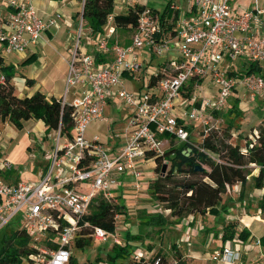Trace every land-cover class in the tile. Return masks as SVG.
Here are the masks:
<instances>
[{
    "label": "built area",
    "instance_id": "2783aa9c",
    "mask_svg": "<svg viewBox=\"0 0 264 264\" xmlns=\"http://www.w3.org/2000/svg\"><path fill=\"white\" fill-rule=\"evenodd\" d=\"M185 1L183 10L169 2L168 15L143 6L134 25L125 27L126 43L118 41L113 14H107L101 31H90L94 53L78 49L77 33L73 47L68 48L70 58L62 97L64 101L71 87H83L68 102L73 122L71 134H60L58 128L54 131L55 142L47 166L36 181L0 180V228L19 215L24 231L50 242L36 247L24 264H68L77 220L88 212L96 196L112 202L117 179L123 173L131 175L132 188L138 193L145 187L138 162L148 152L162 154L160 146L165 137L193 144L192 126L199 127L200 136L205 135L215 119L214 112L223 111L234 89L253 95L264 91V75L248 71L249 64L264 68V8L259 1L251 0L239 12L233 10V0ZM59 17L57 12L47 17L38 15L33 0H5L0 53H23L36 43L42 31L54 27ZM78 21L80 25L81 15ZM141 50L163 61L148 73L145 88L126 89L123 75L132 76L140 70ZM95 53L110 58L97 64ZM204 78L210 82L212 93L198 102L178 106L181 99L191 97L185 94L186 90L200 87ZM114 96L128 109V116L121 129V142L108 150L97 135L88 138L85 131L90 122L102 118L104 106ZM0 169H9V164H0ZM117 216L116 212L115 220ZM261 223L264 224L263 219ZM48 234L55 238L50 239ZM106 234L99 227L91 230L96 240L102 241ZM112 243L119 244L114 235ZM260 243L259 237L251 235L243 248L258 247ZM243 251L221 246L213 250L210 259L245 264ZM157 261L158 258L154 264ZM260 264H264V253Z\"/></svg>",
    "mask_w": 264,
    "mask_h": 264
},
{
    "label": "rangeland",
    "instance_id": "374dc122",
    "mask_svg": "<svg viewBox=\"0 0 264 264\" xmlns=\"http://www.w3.org/2000/svg\"><path fill=\"white\" fill-rule=\"evenodd\" d=\"M258 1L260 6L264 8V0ZM131 2H136L138 5L153 8L159 13L165 9L164 4H167L168 2H171L174 6H178L179 10H183L187 6L185 0H131ZM55 3H57V5H62L55 9V11L60 14V17L51 30V38L46 37L45 34H41L37 39L36 44L30 47L29 50L35 52L37 56L33 61L29 63H21L22 59L27 57L31 52L10 54L1 53L3 63L8 67L7 73L10 76L9 83H11L13 87V93L17 96H28L38 90L44 94L47 93L46 95L59 97L62 100V97L64 96V76L67 73V61L70 58L68 48L73 47L77 33L79 34L78 49L85 53H92L94 50L93 44L90 43L91 32L85 19L82 18V23L78 25L81 2L75 1L73 4L71 3V5L68 4L67 1L63 3H61V1ZM250 3L251 0L233 1L234 8L236 9L247 4L249 5ZM3 6L4 4H2V0H0V22L3 19ZM52 31L54 32L52 33ZM157 61L158 58L156 57L148 67L142 66L140 68L141 72L151 73L155 71ZM261 72H264V68L261 69ZM261 72L260 74L262 75ZM26 79H30L32 84L29 85L25 83ZM192 90V86L186 90L185 94H190L191 97L181 99L178 106H183L187 103L191 104L194 101L198 102L202 97L210 95L213 91L210 82L206 80L201 83L200 87ZM238 90L237 93V89L232 91L223 111L214 115L215 119L211 122L212 126L207 130V133L211 131L220 135L222 130L227 129L230 135L228 141L232 143H242L245 139L253 140V136L256 133L254 128L261 122H264V91L253 95L243 89ZM64 100L67 101V98L65 97ZM109 107L116 108L120 112L119 120H121V125L117 124L113 127H109L111 132H109L108 136L111 138L114 136V133H117L115 130L116 128L119 126H125L128 109L122 105L117 97L112 98L109 101L108 106H105L106 110H108ZM105 119L109 123L112 121L109 119V116ZM40 124L41 123L38 120L29 119L24 122L20 129H17L7 120L0 122V164H9V169H3L0 172L1 174L4 172L5 175L8 174V180L18 179L26 181L35 179V176L38 175L39 171L44 170L43 164L46 163L45 165L47 166V160H45V158L48 159V155L55 142V132L54 130H45ZM191 131V142L193 145L199 144L200 139L198 138V134L201 133L199 127L192 126ZM87 132H91L90 127H87L85 135ZM168 138L169 137H165V139ZM178 142L179 141L176 139L169 138L166 148H163L165 144L160 146L162 153L168 151V149L175 148L174 145ZM182 152L187 155L189 150L184 148ZM206 152L212 159L217 160L215 154L210 153L209 151ZM157 155L161 154L155 153L152 157H146L143 161L144 165L141 167L145 174L144 178H146L145 180H147L148 183L155 179L159 173L168 174L171 167V157H173L171 151H168V154L162 157L160 164L156 167L153 158ZM151 161H153V164ZM196 163L202 168L207 169L205 163ZM162 167L164 168L163 171H161ZM249 167L251 168V171L249 175H247L246 181L242 186L236 183L232 188H229V191L223 192L220 195V202L216 205V213H195L194 216L184 215L180 217L181 220L185 219V221H191V225L186 226V230L191 239L198 240L202 234L203 236L205 235V245H202L201 247L209 254L221 246H227L229 243L232 245L233 242L231 241H236V232L233 237L226 239H221L220 234L222 226L227 222L234 220L238 214L244 213L252 217V224L249 228L252 235L258 236L261 234L264 225H262L260 219L264 220V210L260 212L258 210L259 198L264 188V178L262 180V186L255 187L253 177L257 174L258 167L253 164H250ZM41 168L43 169L41 170ZM180 168L184 169V165H181ZM197 176L198 175H191L188 172H176L173 170L170 179L167 181V186L170 187L171 190H177V184L187 183L188 181L195 179ZM5 181H7V179ZM125 186L126 190L130 189L128 184H125ZM147 188H149L148 185ZM128 194V192H125L122 196L126 199ZM120 200L121 198L119 199L117 197L116 201L113 200L112 203L117 204ZM141 204H147L149 211L150 209H153V211L157 212V208H159L160 210L158 212L163 215L167 214L169 223L166 229L170 231L171 236L175 234L181 235L183 233L179 231V217L170 219L168 211L163 208L164 204L156 201V199L150 194V191H148L147 194H142L141 197L138 196L137 200H135L136 206ZM125 205L128 208V219L125 220V222H127L125 225H128L132 232L137 233L136 230H133L136 226L135 223L138 225L141 224V219L146 217L149 212L134 208L131 203H126ZM117 221H121L120 217ZM21 223V216L16 215L11 218L6 224L1 226L0 238L3 235L8 236L12 231L21 227ZM120 224L121 225L116 226L118 227L116 232L118 233L120 240L123 241L125 231L124 229L121 230V228L125 225L122 223ZM125 228H127V226H125ZM148 234H150V232ZM48 236L50 239L55 238L54 234H48ZM76 236H78V234ZM83 236L88 239L89 244L82 248H76L72 246L71 243L69 244L73 264H111L110 258L113 255V252L109 247L112 237L111 233L107 232L102 241L94 239L93 236H91V233L88 235L83 234ZM40 237L41 236L29 235L27 247H43L50 243L49 240ZM163 244L165 243H162L161 245ZM168 244L170 248H167L166 251L163 250V252L160 251V255H158L156 253L154 254V251L147 253L144 248V243L141 245L139 243H132L129 252L127 254H122L120 258H118V261L121 262L120 264H154V261L158 258L156 264H194L191 258L184 256L185 251L179 252V248L176 246L172 248L169 242ZM24 260L25 258L22 257L20 264H24ZM211 261L212 260L207 261L201 256V262L199 263L220 264L217 261Z\"/></svg>",
    "mask_w": 264,
    "mask_h": 264
},
{
    "label": "trees",
    "instance_id": "16d2710c",
    "mask_svg": "<svg viewBox=\"0 0 264 264\" xmlns=\"http://www.w3.org/2000/svg\"><path fill=\"white\" fill-rule=\"evenodd\" d=\"M81 2L80 15L85 19L87 26L92 33L101 31L106 16L113 14V23L116 28L133 26L136 20L137 12L143 5H132L128 7L126 13H113V0H75ZM170 14L166 7L162 14ZM176 15L173 13V17ZM96 63L103 62L105 56L95 53ZM35 58L30 54L22 60L21 63H29ZM248 71L261 72L255 64L248 65ZM8 67L4 65L0 53V71L3 72V79L0 80V122L9 121L15 128L20 129L22 122L28 119L40 120L45 130L59 129L60 134L69 136L72 130L71 108L68 100L62 101L59 97H45L43 93L36 90L28 96H17L13 93V87L9 83L10 76L7 73ZM264 75V72H261ZM159 74H157L158 76ZM153 79V77H151ZM25 83L32 84L30 79ZM264 96V94H263ZM238 114V113H236ZM216 115V112H214ZM254 130V139H245L242 143L230 142L229 132L222 130L220 135L216 132H208L203 136H198L200 143L197 145L182 143L179 147L168 149L173 154L171 157V167L168 174L159 173L157 177L148 183L150 194L156 201L163 203V208L169 210V215L182 217L191 213H216V205L220 202V195L229 191V188L238 183L242 186L249 175L250 164L258 167L257 174L253 177L254 186L261 187L264 178V122L258 124ZM246 138V137H245ZM189 149L185 155L182 150ZM163 152L153 158L155 166L160 164L163 156L168 154ZM206 151L217 156V160L212 159ZM154 156L148 152L147 157ZM178 160V161H176ZM196 162H202L207 165V169H194L199 165ZM184 165V169L180 166ZM200 166V165H199ZM201 167V166H200ZM175 169L176 172H188L191 175H198L195 179L187 183L177 184V190H171L167 186V181ZM205 178V179H204ZM123 209V205H117L103 200L96 196L89 204L88 212L81 215L77 220V230L71 240V245L76 248H82L89 244L88 239L83 234L91 233L93 227H99L106 232L114 230V214ZM259 209L264 210V188L259 198ZM165 215H149L143 224L151 227H159L166 223ZM237 220L227 222L222 226L221 239L231 238L235 234ZM78 234V236H76ZM237 237L244 239L248 235L245 228L240 229ZM126 240H138V235L125 234ZM29 234L21 227L12 231L8 236L3 235L0 238V264H20L21 258L35 252V248H28ZM261 244L264 245V233L260 236ZM113 255L110 258L111 264H120L118 258L122 254L129 252V245L124 243L122 246L113 244ZM68 264H73L70 257Z\"/></svg>",
    "mask_w": 264,
    "mask_h": 264
},
{
    "label": "crops",
    "instance_id": "0c3cea01",
    "mask_svg": "<svg viewBox=\"0 0 264 264\" xmlns=\"http://www.w3.org/2000/svg\"><path fill=\"white\" fill-rule=\"evenodd\" d=\"M42 1H44V0H33V4H34V8H35L36 12L38 13V15H40L42 17H47V16L53 14L54 12H57V11H55V9L57 7H61L62 6L61 4L57 5V3H55V2L61 1V3H63L65 1H67V3L70 4V5H71V3L73 4L75 2V0H47V1H44V2H42ZM53 3H55V4H53ZM168 3L164 4L165 8L166 7L168 8ZM2 4H4V6H3V11H4V9H5V0H2ZM136 4H138V3L131 2V0H113L112 12L113 13L124 14V13H126V10H127L128 7H131L132 5H136ZM248 6L249 5L247 4L245 6H242V7L238 8V9H236V8H234V4L232 3V7H233V10L235 12L242 11L245 8H247ZM151 9H153V8H151ZM52 28L53 27H51V28H49V29H47L45 31H42L40 33V36H41V34H45L46 37L51 38L50 33H51ZM53 32L54 31H52V33ZM115 35L117 36L118 41L120 43H126L127 42V36H128V30L125 27L124 28L123 27L116 28L115 29ZM93 42H94L93 35H91L90 43L93 44ZM84 43H86V42H84ZM32 46H30V47H32ZM30 47L27 48L23 53L31 52L30 54H34L35 58H36L37 57L36 53L31 51V50H29ZM92 53H94V50L92 51ZM105 58H106L105 59L106 61L109 60L110 55H106ZM152 58L153 57H151L149 53L145 52L144 50H141L139 58H138L140 63H141V67L142 66L143 67H146V66L148 67L151 64V62H152ZM161 61H163V58H158V61H157L156 64L157 65H161L160 64ZM99 63H102V61L98 62L97 64H99ZM65 76H66V74H65ZM65 76H64V79H65ZM204 80L207 81V79L204 78V79L201 80L200 84ZM147 81H148V73L141 72V70H139L138 72L134 73L132 76L124 74L123 78H122V83H123L124 87L126 89H129V90L140 89L141 87H144V85H146ZM82 89H83V87L80 86V85H77V86L69 88V90L65 94L67 100L69 101L73 97L79 95L81 93ZM238 89H241V88H237L236 93L239 91ZM235 90L236 89H234V91ZM46 94L47 93L44 94L46 98H48L49 96H53V95H46ZM53 97H55V96H53ZM56 98H58V97H56ZM112 98H115V96L112 97ZM112 98L108 99V102H107V104L105 106H108L109 101ZM105 106L103 108L102 118L100 120H98V121L90 122L89 125L87 126L88 128L90 127L91 132H87L86 137L89 138L92 135H97L99 140H100V142L104 145V147L106 149H108V150H112L121 142L120 133H121V129L123 128V126H119L118 128H116L115 130H116L117 133H114L113 134L114 136L109 138L108 135H109V132H111V129L109 127H113V126H115L117 124H120L121 120H119L120 112L116 108H110L109 107V109L106 110ZM127 115H128V113H127ZM107 116H109V119L112 120L110 123L105 119V118H107ZM25 121L22 122V125L24 124ZM38 121H40V120H38ZM40 123H41L40 125L43 126L41 121H40ZM43 128H44V126H43ZM191 136H192V131L190 130V139H191ZM168 140H169V138L162 140V144H165L163 146V148H166ZM182 143L183 142L179 141L178 143H176L174 145V147H179ZM185 149H188V148H185ZM45 160H47V158H45ZM143 161H144V159L138 162V169L141 171L140 180L145 185L144 189H142L138 193L137 192L135 193V190L132 188V177H131V175H129L127 173H123L117 179V186L115 187V189L113 191V196H114V200L115 201H116L117 197L119 199L121 198L120 202L117 203V204L118 205H120V204L123 205V209L121 208L119 211H117V215L118 216L116 217V220H115V223H114V230H113V232H111V236L113 237V235H114L115 237L118 238V241H119L118 245H120V246H122L124 243H127V245H129L128 250L131 249V244L132 243H139L140 245L144 243L145 246L144 245L143 246L146 249L147 253H149L150 251H154V254L156 253V254L160 255V251L163 252V250L166 251L167 248H170V246L168 244V242H169L171 244L172 248H174V246L179 248V250H180V251L178 250L179 252L185 251L184 252V256H186L188 258H191L192 262H194V264H200L199 262H201V256H202V258L206 259L207 261H210L211 260L210 259L211 253L210 254L207 253V251L204 250L201 247L202 245L203 246L205 245V235L203 236V234H202V236H200L198 238V240L197 239L194 240V239H191L190 235L188 234V232L186 230L187 229L186 226L191 225V221L190 220L185 221V219L181 220V218H179V224H180L179 231H181L183 233L181 235H176L175 234V235H172V236L170 234V231L166 229V227L168 226V223H169V219L168 218H167V223L165 225H162V226H159V227H156V228L143 224V221L149 215L161 214L160 212H158L160 210L159 208H157V212H156V211H153V209H150V211H149V209L147 207L148 206L147 204L146 205L145 204H141L139 206L135 205V200H137L138 196L141 197L142 194L143 195L147 194V192L149 191L148 188H147L148 181L145 180L146 178H144L145 177L144 171H142V169H141L142 165H144ZM151 162L153 164V161H151ZM45 164L46 163L43 164V168H45V166H46ZM43 168H41V170ZM1 170H3V169H0V171ZM2 172H4V171H2ZM41 172L42 171H39L38 175H36L35 179H32V181H36L39 178ZM4 173L1 174V172H0V174H1L0 175V180L5 181L7 179V181H5V182H10V183H14V182L19 181L18 179H10V180H8V177H9L8 174L5 175ZM125 184L129 185V188H130L129 190H126ZM125 192L129 193L128 197L126 199L122 196V194L125 193ZM126 203H131L134 208H137V209L139 208L142 211L149 212V214H147L146 217H143V219H141V224L138 225V224L135 223L136 226L134 227L133 230H136L137 233L132 232L131 228H129L128 225H125V223H127V222H125V220L128 219V215H127L128 208L125 205ZM165 210L168 211V215H169V210L168 209H165ZM258 211L260 212V209ZM161 215H163V214H161ZM164 215L167 217V214H164ZM188 215L194 216L195 213H191V214H188ZM169 216H170V219L176 217V216H171V215H169ZM119 217H120L121 221H117V219H119ZM235 220H237V225H236L237 229L235 230L236 233L240 229L245 228V230L248 231V235L244 239H241V238L237 237L236 241H231V242H233L232 245L230 243L228 245L229 246H233L234 248L235 247H239L242 250L244 249V251L242 253V258H243L245 264H260L261 263V259H262V254L264 253V245H262L260 243V245L258 247L257 246H253V247H250L247 250H245V248H243V244L246 242L248 237L252 235V232L249 229L251 224H252V217H250L247 214H244V213L242 214L241 213V214H238L236 216ZM260 221H261V219H260ZM120 223H122L123 225L127 226V228H125V226H123L121 228V230L124 229L125 234L138 235V236H140V239H138V240H135V239L126 240V236H124L123 237V241L120 240V237L118 236V233L116 232L118 230V227H116V226L121 225ZM262 225H264V224H262ZM149 232H150V234H148ZM263 233H264V227H263V229L261 231V234L256 236V237L260 238V236ZM112 237H111V242H110V246L109 247H111L113 244H115V243H112ZM198 242L200 243V245H199ZM162 243H165V244L161 245ZM173 244H175V245H173ZM111 251L113 252L112 248H111ZM217 262H219L220 264H225V263L220 262V261H217Z\"/></svg>",
    "mask_w": 264,
    "mask_h": 264
},
{
    "label": "water",
    "instance_id": "95a60500",
    "mask_svg": "<svg viewBox=\"0 0 264 264\" xmlns=\"http://www.w3.org/2000/svg\"><path fill=\"white\" fill-rule=\"evenodd\" d=\"M187 150H189V149H187ZM163 169H164V168L162 167V168H161V171H163ZM194 169H195V170H197V169L200 170V169H202V167H200L199 165H196V166H194ZM173 170H175V169H173Z\"/></svg>",
    "mask_w": 264,
    "mask_h": 264
}]
</instances>
